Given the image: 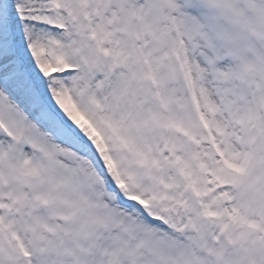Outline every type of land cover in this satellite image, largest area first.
Segmentation results:
<instances>
[{"label":"snow or ice","instance_id":"snow-or-ice-1","mask_svg":"<svg viewBox=\"0 0 264 264\" xmlns=\"http://www.w3.org/2000/svg\"><path fill=\"white\" fill-rule=\"evenodd\" d=\"M0 264H264V0H0Z\"/></svg>","mask_w":264,"mask_h":264}]
</instances>
